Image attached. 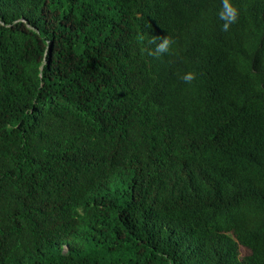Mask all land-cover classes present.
<instances>
[{"label": "trees", "instance_id": "1", "mask_svg": "<svg viewBox=\"0 0 264 264\" xmlns=\"http://www.w3.org/2000/svg\"><path fill=\"white\" fill-rule=\"evenodd\" d=\"M228 4L0 0V264H264V0Z\"/></svg>", "mask_w": 264, "mask_h": 264}, {"label": "clouds", "instance_id": "2", "mask_svg": "<svg viewBox=\"0 0 264 264\" xmlns=\"http://www.w3.org/2000/svg\"><path fill=\"white\" fill-rule=\"evenodd\" d=\"M225 9H226L225 11L221 12V16L225 20L224 26L228 27L229 23L234 22L237 19L238 10L235 7L228 4V0H225ZM169 43H170L169 39L167 37H165L162 40V42H160L156 46V52L153 54H159L160 52L167 50ZM194 78H195V73L193 71L186 72L182 77V79H184L185 81H191Z\"/></svg>", "mask_w": 264, "mask_h": 264}, {"label": "rangeland", "instance_id": "3", "mask_svg": "<svg viewBox=\"0 0 264 264\" xmlns=\"http://www.w3.org/2000/svg\"><path fill=\"white\" fill-rule=\"evenodd\" d=\"M239 253H240V256L243 257V256L249 254V250L243 246H240L239 247Z\"/></svg>", "mask_w": 264, "mask_h": 264}]
</instances>
